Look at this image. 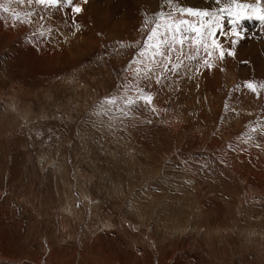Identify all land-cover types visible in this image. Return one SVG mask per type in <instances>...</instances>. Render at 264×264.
Here are the masks:
<instances>
[{"label":"rangeland","instance_id":"374dc122","mask_svg":"<svg viewBox=\"0 0 264 264\" xmlns=\"http://www.w3.org/2000/svg\"><path fill=\"white\" fill-rule=\"evenodd\" d=\"M224 3L88 0L78 16L10 5L45 17L31 24L0 12V264H264V135L244 142L264 122V23L243 22L235 57L154 77L156 113L96 115L125 76L135 83L168 18L156 13L198 24L175 6Z\"/></svg>","mask_w":264,"mask_h":264},{"label":"snow or ice","instance_id":"6c2138e0","mask_svg":"<svg viewBox=\"0 0 264 264\" xmlns=\"http://www.w3.org/2000/svg\"><path fill=\"white\" fill-rule=\"evenodd\" d=\"M216 4H220L221 0H215ZM88 0H0V12L8 14V18L14 23L31 24L35 17L39 16L41 20L45 17L36 11L17 12L10 8V5H35L40 9L49 10V14H53L51 10L57 11L70 9L71 14L79 15L84 11L82 5L87 4ZM165 4L173 5L174 0H164ZM234 6V7H233ZM250 10V11H249ZM175 11L181 14H187L191 17L198 18V24L188 19L176 18L172 13L158 12L156 17L158 20L167 15V19L163 23H156L151 27L149 34L143 44L139 56L143 58L142 67L135 70L134 76L131 78L135 81L133 84L128 76H125L124 84L117 90L116 95L106 97L100 104V110L96 113L98 116H107L109 120L116 118L121 123L125 118L134 119L137 114L151 111L156 113L153 105L154 96L151 88L153 78L155 83L162 85L164 80L169 79V73L178 75L181 68H187L184 60L197 61L198 58L203 59V66L211 68L207 57H212L214 53H219L218 60L223 62L227 57L236 56V46L241 40L246 38L243 28V22L248 19L256 18L264 23V7L261 6V0H256L255 4L240 3L239 0H225L223 6L218 10L208 11L207 8L198 7H180L175 6ZM224 13H227V22L229 28H225ZM207 17V19H205ZM75 24V21H73ZM77 30L79 26L76 25ZM188 33H195L189 37ZM52 30L48 33H34L39 37L51 35ZM188 42L189 51H184V46ZM123 47V45H121ZM150 52V56L147 53ZM201 52L206 54L201 56ZM173 53H176V61L173 62ZM241 63H247L241 61ZM171 65V67H169ZM224 69H221L223 71ZM240 87L239 85L237 86ZM244 87L256 94L257 87L252 81H245ZM264 89V84L259 85ZM135 92L133 93V89ZM123 92V95L119 93ZM115 109V112H114ZM118 113V115H116ZM151 123V121H148ZM103 124L104 121H101ZM247 135V141L252 142L258 136L264 135V122L254 124ZM260 147L259 144L256 145Z\"/></svg>","mask_w":264,"mask_h":264},{"label":"bare ground","instance_id":"6f19581e","mask_svg":"<svg viewBox=\"0 0 264 264\" xmlns=\"http://www.w3.org/2000/svg\"><path fill=\"white\" fill-rule=\"evenodd\" d=\"M225 1V0H224ZM96 8V7H95ZM71 12V11H70ZM74 16V15H73ZM45 42V41H44ZM62 47H63V45H62ZM255 151V150H254ZM253 153V152H252ZM257 153H255V155H256ZM263 155V154H262ZM251 156V155H250ZM258 156V155H257ZM261 156V155H260ZM252 157V156H251ZM237 159V158H236ZM238 161V160H237ZM231 162H232V160H231ZM234 163V162H233ZM232 163V164H233ZM234 165V164H233ZM233 165H232V168H233ZM234 167L236 168V165H234ZM61 168V167H60ZM181 211V210H180ZM187 211V210H186ZM170 219V218H169ZM168 220V219H167ZM178 220H179V218H176L175 219V223H177L178 222ZM143 221V220H142ZM183 223V222H182ZM91 226V225H90ZM169 226V225H168ZM89 227V226H88ZM187 227V226H186ZM170 228V227H169ZM172 228V227H171ZM183 230H184V228H182ZM188 229V228H187ZM179 230V229H178ZM180 232V231H179ZM97 236V235H96ZM144 238H146V237H144ZM145 241H146V239H145ZM149 246V245H148ZM150 247H152V246H150ZM154 249V248H153ZM155 252V251H154ZM84 257V256H83ZM91 257V256H90ZM119 258H120V256H119ZM116 259V258H115ZM112 261V260H111ZM118 262V261H117ZM109 263V262H108ZM94 264V263H93ZM96 264V263H95ZM104 264H106V263H104ZM124 264H126V263H124Z\"/></svg>","mask_w":264,"mask_h":264}]
</instances>
